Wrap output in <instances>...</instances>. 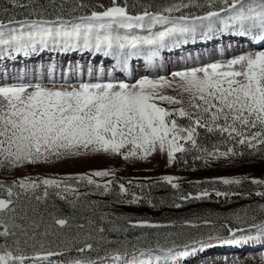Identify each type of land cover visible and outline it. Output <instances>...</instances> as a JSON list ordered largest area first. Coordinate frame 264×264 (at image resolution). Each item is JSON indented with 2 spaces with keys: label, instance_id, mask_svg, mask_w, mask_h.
<instances>
[{
  "label": "snow or ice",
  "instance_id": "obj_1",
  "mask_svg": "<svg viewBox=\"0 0 264 264\" xmlns=\"http://www.w3.org/2000/svg\"><path fill=\"white\" fill-rule=\"evenodd\" d=\"M157 155L264 164V0H0V264H264V175L54 170Z\"/></svg>",
  "mask_w": 264,
  "mask_h": 264
},
{
  "label": "rangeland",
  "instance_id": "obj_2",
  "mask_svg": "<svg viewBox=\"0 0 264 264\" xmlns=\"http://www.w3.org/2000/svg\"><path fill=\"white\" fill-rule=\"evenodd\" d=\"M31 63V61H29ZM142 63V62H141ZM12 67L11 63L8 65ZM103 167H118L123 170L119 172V175H122L126 178L133 177H143L151 176L158 177L166 174H175L180 175L185 178L183 184H187V180H200L206 179L217 175H229V174H238L243 172L251 173L257 177L264 175V164L257 163L255 166H245V167H228L224 164H217L211 168L197 167L196 171L189 169L188 171H183L182 166L176 167H165L164 159L160 156H155L151 163H137L133 166H126L122 160H111L105 157H96L93 159L86 160H71L64 163H61L56 166L55 171L60 172L61 174L66 172H76V171H87L93 168H103ZM148 169V170H146ZM37 171H45V169H38ZM190 188V187H189ZM190 190H192L190 188ZM142 206L136 205H123L116 206L114 209L117 212L127 213L133 216H140L145 214L140 208ZM232 250L223 249L217 250L216 252L209 253V256L219 257L224 254H231Z\"/></svg>",
  "mask_w": 264,
  "mask_h": 264
},
{
  "label": "trees",
  "instance_id": "obj_3",
  "mask_svg": "<svg viewBox=\"0 0 264 264\" xmlns=\"http://www.w3.org/2000/svg\"><path fill=\"white\" fill-rule=\"evenodd\" d=\"M184 191H190L189 185L188 184H183L182 185ZM172 194L170 189L167 188H158L153 191V195L160 197H170ZM215 199V198H214ZM246 201H240V203H245ZM234 205H225L223 204L222 200L220 204L214 203V202H193L191 204L186 205L183 209L180 211L182 213H188L190 211H201L203 209H212L214 211H220V212H225L229 209V207H232ZM147 216H152V217H158L164 214H174L175 210H169L167 208H164L163 211L155 210L149 208L147 205H143V207L140 208ZM140 216H142L140 214Z\"/></svg>",
  "mask_w": 264,
  "mask_h": 264
}]
</instances>
